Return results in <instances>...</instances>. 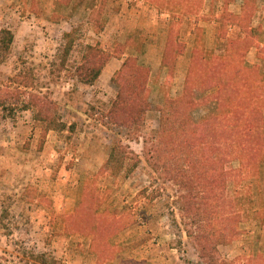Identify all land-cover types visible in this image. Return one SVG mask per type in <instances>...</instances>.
<instances>
[{
    "label": "rangeland",
    "instance_id": "374dc122",
    "mask_svg": "<svg viewBox=\"0 0 264 264\" xmlns=\"http://www.w3.org/2000/svg\"><path fill=\"white\" fill-rule=\"evenodd\" d=\"M242 3L235 0L230 9L240 12ZM94 9H101L93 15L99 25L89 21ZM178 15L146 0H0V38L5 29L14 34L9 49L0 45V96L6 100L0 106V263L264 264V153L252 170L255 176H230L222 188L216 187L221 165L235 168L239 161L203 159L202 194L224 193L218 207L203 206L201 228L218 233L216 251L206 257L186 232L179 187L146 159L148 140L160 123L157 106L183 89L195 34L207 48L216 46L217 25L206 10ZM170 21L178 42L171 53L173 70L162 67ZM74 26L79 39L60 69L63 34ZM252 27L262 42L264 0ZM86 43H99L111 53L93 84L73 77ZM224 49L219 45L216 51ZM128 55L150 71L153 109L141 127L120 126L108 117L119 89L111 78ZM245 58L249 65H260L264 77V52L254 46ZM29 92L54 99L68 128L43 132L32 110L23 109ZM216 107L208 97L192 114L205 118L208 128L223 123ZM118 140L141 158L129 175H113L106 166ZM205 153L210 155L208 149ZM187 222L194 226L192 219Z\"/></svg>",
    "mask_w": 264,
    "mask_h": 264
},
{
    "label": "trees",
    "instance_id": "16d2710c",
    "mask_svg": "<svg viewBox=\"0 0 264 264\" xmlns=\"http://www.w3.org/2000/svg\"><path fill=\"white\" fill-rule=\"evenodd\" d=\"M146 1L160 10L177 11L181 14L179 17L199 15L204 9L217 25L214 40L216 46L211 49L205 46L199 34H195L183 89L176 97H169L165 104L157 106L160 112L159 127L148 140L150 144L146 148V159L150 166L179 187L180 212L187 226L186 232L195 240L200 253L206 257L216 251L214 246L218 238L215 235L218 233L201 228L203 206L211 204L213 208L218 207L221 205L219 201L224 199V193L218 195L211 191L206 195L202 194L203 159L207 157L221 164L239 161L240 166L235 168L227 169L225 165H221V182L216 184L218 188L224 187L230 176H240L241 180L247 175L255 176L252 172L254 165L263 159L264 77H260L261 66L249 65L245 58L254 46L260 53L264 52V40L257 41L256 30L252 27V19L259 9V0H243L240 12L230 9L235 0ZM218 2L221 3L220 6ZM206 3L207 9L204 8ZM102 7L104 5H101V9ZM101 9L91 12L90 22L100 24L93 15L99 11L101 13ZM168 26L162 67L172 68L171 53L178 42L173 36V22L170 21ZM237 27L240 31L235 35L233 33ZM197 28L196 26V30ZM63 38L64 43L59 53L60 69L66 67L70 54L76 47L79 27L74 26L64 32ZM13 40V32L5 29L0 45L9 49ZM219 45L225 47L223 52L216 51ZM110 56L111 53L100 47L99 43L83 44V55L73 77L85 84H93L102 74ZM149 79L148 67L139 63L138 58L133 55L124 58L122 67L111 78L119 86L108 111V117L115 124L125 127H141L144 124L146 114L153 109L148 90ZM18 83L29 86L22 81ZM208 97L216 103L215 115L223 123L205 128L206 119H196L192 111L201 106ZM5 103V98L0 96V106L5 107ZM23 109L32 110L33 117L41 125L43 132L64 131L68 128V124L60 117L57 102L47 94L29 92ZM206 149L210 155L205 153ZM140 162V156L129 145L118 140L111 147L106 166L113 175H119L123 171L129 175ZM213 214L216 215L217 211L214 210ZM187 218L192 219V223L199 220L201 223L188 227ZM44 262L56 264L54 259ZM221 264L229 263L222 261Z\"/></svg>",
    "mask_w": 264,
    "mask_h": 264
},
{
    "label": "crops",
    "instance_id": "0c3cea01",
    "mask_svg": "<svg viewBox=\"0 0 264 264\" xmlns=\"http://www.w3.org/2000/svg\"><path fill=\"white\" fill-rule=\"evenodd\" d=\"M108 69H109V67H106V69H105V70L107 71ZM108 71H109V70H108Z\"/></svg>",
    "mask_w": 264,
    "mask_h": 264
}]
</instances>
